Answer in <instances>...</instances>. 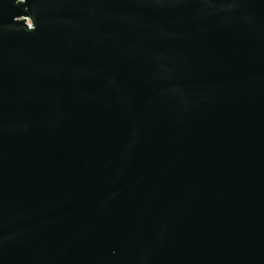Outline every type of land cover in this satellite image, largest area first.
<instances>
[{"label": "water", "instance_id": "95a60500", "mask_svg": "<svg viewBox=\"0 0 264 264\" xmlns=\"http://www.w3.org/2000/svg\"><path fill=\"white\" fill-rule=\"evenodd\" d=\"M0 264H264V0H0Z\"/></svg>", "mask_w": 264, "mask_h": 264}]
</instances>
